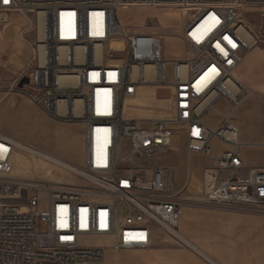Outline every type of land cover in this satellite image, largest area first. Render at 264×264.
Instances as JSON below:
<instances>
[{"label": "built area", "instance_id": "built-area-1", "mask_svg": "<svg viewBox=\"0 0 264 264\" xmlns=\"http://www.w3.org/2000/svg\"><path fill=\"white\" fill-rule=\"evenodd\" d=\"M126 6L185 12L183 57H164L160 35L125 31L117 14ZM13 14L36 27L40 18L43 29L35 65L20 77L28 84L14 91L47 119L82 130L80 168L35 157L83 183L14 177V156L24 149L0 132V264H100L108 250L146 249L151 224L189 247L178 231L176 172L156 163L179 136L206 158L213 139L232 148L202 170L197 199L264 213V169L241 164L236 126L227 118L215 128L204 123L220 102L239 103L234 71L261 40L240 20L264 15V0H0V15ZM147 87L169 91L167 115L125 116Z\"/></svg>", "mask_w": 264, "mask_h": 264}, {"label": "crops", "instance_id": "crops-1", "mask_svg": "<svg viewBox=\"0 0 264 264\" xmlns=\"http://www.w3.org/2000/svg\"><path fill=\"white\" fill-rule=\"evenodd\" d=\"M4 34L3 39L10 44V48L0 50V129L1 120H49L39 109L28 106L26 100L14 91L11 85L13 80L8 79V76L13 78V75L21 74L34 58L28 40L21 38L18 49L15 47L18 37L15 31L4 27ZM7 63L15 64L17 68L7 72ZM234 77L243 88L238 97V105L233 107L231 103L220 102L204 118V123L215 128L221 120L229 119L237 129L241 164L248 168L264 169L262 39L244 55L242 63L234 71ZM80 131L83 157L81 128ZM210 146V158L188 152L185 147L186 153L195 158L199 166L193 182H196L204 168L215 165L214 159L222 151L232 149L216 139L210 142ZM17 162L14 156L13 176L20 178L26 173V168L17 169ZM193 189L194 185L191 184L186 198L180 202L182 215L178 224V231L189 247L177 245L167 234L151 224V242L146 249L112 250L110 253L123 255L121 264H264V213L246 206L218 205L193 198ZM196 191L195 194H200V185Z\"/></svg>", "mask_w": 264, "mask_h": 264}, {"label": "rangeland", "instance_id": "rangeland-1", "mask_svg": "<svg viewBox=\"0 0 264 264\" xmlns=\"http://www.w3.org/2000/svg\"><path fill=\"white\" fill-rule=\"evenodd\" d=\"M187 15L179 9L155 6H126L117 14L118 22L123 29L128 32H151L163 38V53L168 59H177L185 53V47L181 40V30ZM1 18V15H0ZM244 25L249 24L250 29L259 34L264 41V15L246 14L240 20ZM4 27L14 30L17 34L16 48H20L21 38L27 39L33 56L37 57V39L39 40L38 28L34 24L33 18L13 14L7 15L4 23H0V50L10 48L4 38ZM261 41V40H260ZM4 60V59H3ZM35 61L30 62L21 74L8 76L13 80V89L22 74L32 68ZM17 68L15 64L7 63V72ZM10 74V73H9ZM169 91L156 90L152 87L140 90L139 98L128 101L124 110V115L128 117L145 118L149 117L148 112L154 115H167L166 103L168 102ZM26 104L32 107L27 101ZM2 133L17 143L35 149L39 152L51 155L59 160L65 161L77 167L82 166L83 157L81 153V134L78 126H68L59 124L51 120H1ZM17 169L26 168V173L20 178L36 181L60 182L63 184L80 185L83 180L70 175L60 168L51 166L24 150L16 153ZM157 164H162L168 168H174L176 180L174 183L175 193L178 198H185L186 193L194 185L191 196L196 198L197 186L202 180V172L197 177L198 162L190 157L185 150V143L181 136L176 137L173 143V153L165 158L156 160ZM169 185L171 181L169 180ZM197 192V191H196ZM100 264H121L123 255L106 251Z\"/></svg>", "mask_w": 264, "mask_h": 264}, {"label": "bare ground", "instance_id": "bare-ground-1", "mask_svg": "<svg viewBox=\"0 0 264 264\" xmlns=\"http://www.w3.org/2000/svg\"><path fill=\"white\" fill-rule=\"evenodd\" d=\"M185 13V12H184ZM1 19L2 20H6V16L5 15H2L1 16ZM37 28H38V35H39V42H41V40H42V33H43V29H42V22H41V19L39 18V20H38V26H37ZM111 45L113 46V47H117V48H121L122 47V41L121 40H116V41H112L111 42ZM38 51H39V63L40 64H42V61H43V54H44V52H43V47L41 46V44H39L38 45ZM148 114H151L150 112H148ZM18 144V146L20 147V148H22V149H24L25 151H27L29 154H31V155H33V156H35V155H37V156H40V157H42L43 155H45L44 153H42V152H39V151H37V150H35V149H31V148H28V147H25V146H23V145H21V144H19V143H17ZM51 158V160H53L55 163L57 162V160H56V158L55 157H50Z\"/></svg>", "mask_w": 264, "mask_h": 264}, {"label": "water", "instance_id": "water-1", "mask_svg": "<svg viewBox=\"0 0 264 264\" xmlns=\"http://www.w3.org/2000/svg\"><path fill=\"white\" fill-rule=\"evenodd\" d=\"M28 77L27 76H23L22 78H20V80L17 82L16 86L18 89H21L23 87V85L28 84Z\"/></svg>", "mask_w": 264, "mask_h": 264}, {"label": "snow or ice", "instance_id": "snow-or-ice-1", "mask_svg": "<svg viewBox=\"0 0 264 264\" xmlns=\"http://www.w3.org/2000/svg\"><path fill=\"white\" fill-rule=\"evenodd\" d=\"M9 2V0H4V3L7 4Z\"/></svg>", "mask_w": 264, "mask_h": 264}]
</instances>
